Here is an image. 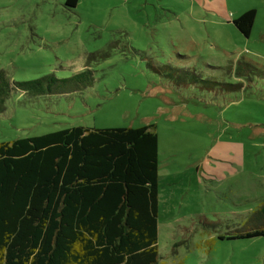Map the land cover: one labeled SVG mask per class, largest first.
Here are the masks:
<instances>
[{
  "label": "rangeland",
  "instance_id": "1",
  "mask_svg": "<svg viewBox=\"0 0 264 264\" xmlns=\"http://www.w3.org/2000/svg\"><path fill=\"white\" fill-rule=\"evenodd\" d=\"M250 8L245 37L232 19ZM85 66L93 79L79 91H12L0 143L150 125L157 264H264V236L226 237L264 204V0H0V69L11 79Z\"/></svg>",
  "mask_w": 264,
  "mask_h": 264
},
{
  "label": "trees",
  "instance_id": "2",
  "mask_svg": "<svg viewBox=\"0 0 264 264\" xmlns=\"http://www.w3.org/2000/svg\"><path fill=\"white\" fill-rule=\"evenodd\" d=\"M255 13L232 19L245 37ZM92 79L87 66L20 81L0 69V113L14 90L66 94ZM158 167L150 125H76L1 142L0 264H157ZM251 219L249 229L226 237L264 236V204Z\"/></svg>",
  "mask_w": 264,
  "mask_h": 264
},
{
  "label": "crops",
  "instance_id": "3",
  "mask_svg": "<svg viewBox=\"0 0 264 264\" xmlns=\"http://www.w3.org/2000/svg\"><path fill=\"white\" fill-rule=\"evenodd\" d=\"M216 11H218V10L216 9Z\"/></svg>",
  "mask_w": 264,
  "mask_h": 264
}]
</instances>
